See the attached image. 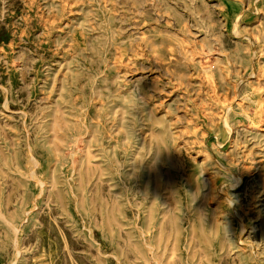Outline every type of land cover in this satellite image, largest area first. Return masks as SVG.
I'll use <instances>...</instances> for the list:
<instances>
[{
	"label": "rangeland",
	"instance_id": "1",
	"mask_svg": "<svg viewBox=\"0 0 264 264\" xmlns=\"http://www.w3.org/2000/svg\"><path fill=\"white\" fill-rule=\"evenodd\" d=\"M0 264H264V0H0Z\"/></svg>",
	"mask_w": 264,
	"mask_h": 264
}]
</instances>
